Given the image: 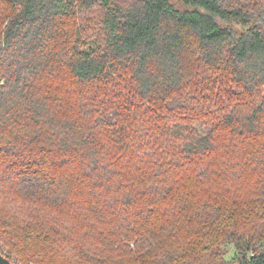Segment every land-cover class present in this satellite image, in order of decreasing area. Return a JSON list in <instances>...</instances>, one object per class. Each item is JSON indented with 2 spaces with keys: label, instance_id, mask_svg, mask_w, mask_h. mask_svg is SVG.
<instances>
[{
  "label": "trees",
  "instance_id": "obj_1",
  "mask_svg": "<svg viewBox=\"0 0 264 264\" xmlns=\"http://www.w3.org/2000/svg\"><path fill=\"white\" fill-rule=\"evenodd\" d=\"M251 185L264 189V0H0L14 264H230V245L264 264V192L224 199Z\"/></svg>",
  "mask_w": 264,
  "mask_h": 264
},
{
  "label": "rangeland",
  "instance_id": "obj_2",
  "mask_svg": "<svg viewBox=\"0 0 264 264\" xmlns=\"http://www.w3.org/2000/svg\"><path fill=\"white\" fill-rule=\"evenodd\" d=\"M94 15H90L89 16V18H88V27H89V29L88 30H86V32L88 33V34H90L93 30H94V28H96L95 27V19H94ZM97 26V25H96ZM219 83V82H218ZM221 85V83H219L218 84V86H220ZM227 85V84H226ZM229 86V85H228ZM226 169H227V167H226ZM229 169V168H228ZM227 169V171H229ZM220 182V181H219ZM218 182V183H219ZM222 182V184L221 185H224V184H228L229 185V183H231L230 182V180H228V179H225V180H222L221 181ZM249 192H256L257 194H258V192L260 193V192H264V189L262 188V187H260V186H255V185H251V186H246V188H244V187H240V188H237V189H231V190H229L227 193H226V195H225V200L227 201V202H229V203H231L233 206L234 205H236V202H238V204L237 205H241L240 203H245L246 202V200H253V199H255V197H257V194H255V196H252V197H248V198H246V195H247V193H249ZM259 195V194H258ZM21 202H22V200H21ZM4 207V206H3ZM7 207H9V206H7ZM6 208V207H5ZM16 211V210H15ZM8 213V212H7ZM22 219V218H21ZM229 252H228V258L229 259H231V262H230V264H238V261H236V260H233L234 259V254H235V249H234V247L233 246H229ZM62 256H64V255H62Z\"/></svg>",
  "mask_w": 264,
  "mask_h": 264
},
{
  "label": "water",
  "instance_id": "obj_3",
  "mask_svg": "<svg viewBox=\"0 0 264 264\" xmlns=\"http://www.w3.org/2000/svg\"><path fill=\"white\" fill-rule=\"evenodd\" d=\"M0 264H14L9 258L0 252Z\"/></svg>",
  "mask_w": 264,
  "mask_h": 264
},
{
  "label": "built area",
  "instance_id": "obj_4",
  "mask_svg": "<svg viewBox=\"0 0 264 264\" xmlns=\"http://www.w3.org/2000/svg\"><path fill=\"white\" fill-rule=\"evenodd\" d=\"M33 264V263H32Z\"/></svg>",
  "mask_w": 264,
  "mask_h": 264
}]
</instances>
